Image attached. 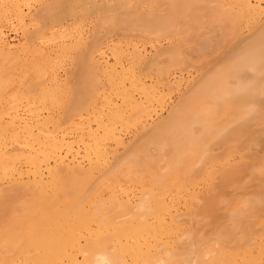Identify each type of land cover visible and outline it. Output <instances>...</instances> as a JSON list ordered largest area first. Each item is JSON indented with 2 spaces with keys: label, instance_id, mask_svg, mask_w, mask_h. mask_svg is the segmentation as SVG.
Instances as JSON below:
<instances>
[{
  "label": "bare ground",
  "instance_id": "obj_1",
  "mask_svg": "<svg viewBox=\"0 0 264 264\" xmlns=\"http://www.w3.org/2000/svg\"><path fill=\"white\" fill-rule=\"evenodd\" d=\"M37 6L0 0V264H264V0Z\"/></svg>",
  "mask_w": 264,
  "mask_h": 264
},
{
  "label": "rangeland",
  "instance_id": "obj_2",
  "mask_svg": "<svg viewBox=\"0 0 264 264\" xmlns=\"http://www.w3.org/2000/svg\"><path fill=\"white\" fill-rule=\"evenodd\" d=\"M30 2H31L32 10H33V9L35 10V8L38 9L39 6H37V5H38L40 2L42 3L43 0H41V1H39V0L37 1V0H36V2H38V3H36L35 0H30ZM33 3H34V4H33ZM35 3H36V4H35ZM35 6H37V7H35ZM17 27H19V25L14 26V27L12 28V30H11V29H10V30H7V34H8L9 39H10L12 42H14V43H17V42H18L19 40H21V38H22V32H23V30H21L22 27H21V26H20L21 28H17ZM14 28H15V29L17 28L16 30H17L18 32H17ZM187 50H188L189 52H188ZM190 50H191V52H190ZM190 50H189V48L186 49V56H187V58H190V56H191L192 60H193V59H194V60H195V59H199V60H197L196 62H194V61L192 62V60H191L192 63H195V64H196L198 61L201 60V59H200L201 57H198V58H197V55H195V53L197 54L198 52H196V51H194V50H192V49H190ZM193 52H195V53H193ZM188 54H190V55H188ZM211 55H212V54L208 55V56L211 57L210 59H212V57H214V56L216 57L217 54H213V56H211ZM199 56H200V54H199ZM215 57L213 58V60H214V61H212L213 63L210 62L212 65H213V64L216 62V60H217V57H216V59H215ZM191 58H190V59H191ZM206 59H208V57H207ZM208 60H209V59H208ZM211 64H209V65H211ZM63 67H64V68H63ZM71 67H73V66L71 65V62H70L69 60H65V62L62 63V68H60V70L63 69V70H61V72H60L62 78H64V77L66 78L67 75H65V74H67L66 72L69 71V70L71 69ZM63 72H64V73H63ZM183 88H185V87H183ZM183 88L180 89V90H181V93H182L183 90H184ZM180 90L176 91V93L179 94V95H176L175 93L173 94L174 96L172 95V97H171L172 99L169 100V101H171V104H172V103H175L176 100L178 99V97L180 96V94H181V93H180ZM176 96H177V97H176ZM175 98H177V99H175ZM173 100H175V101H173ZM169 101H168V100L166 101L165 106H166V104H167ZM171 104L168 103L167 106H166L165 108H167V107L170 106ZM162 112H163V113H162L161 115L164 116V115L166 114V110H163ZM164 112H165V113H164ZM257 149H259V148H257ZM259 150H261V149H259ZM259 150H258V153H261L262 151H259Z\"/></svg>",
  "mask_w": 264,
  "mask_h": 264
}]
</instances>
